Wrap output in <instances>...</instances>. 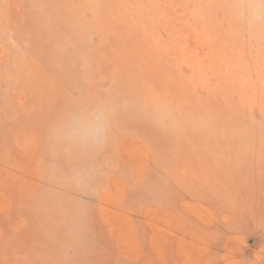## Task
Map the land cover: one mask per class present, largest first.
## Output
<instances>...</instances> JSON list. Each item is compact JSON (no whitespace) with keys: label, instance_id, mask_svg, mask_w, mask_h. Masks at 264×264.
Returning <instances> with one entry per match:
<instances>
[{"label":"rangeland","instance_id":"obj_1","mask_svg":"<svg viewBox=\"0 0 264 264\" xmlns=\"http://www.w3.org/2000/svg\"><path fill=\"white\" fill-rule=\"evenodd\" d=\"M235 0H0V264H264V31ZM111 109L99 147L54 125Z\"/></svg>","mask_w":264,"mask_h":264},{"label":"clouds","instance_id":"obj_2","mask_svg":"<svg viewBox=\"0 0 264 264\" xmlns=\"http://www.w3.org/2000/svg\"><path fill=\"white\" fill-rule=\"evenodd\" d=\"M230 8L254 33L264 31V0H235ZM110 118L106 103L90 105L62 117L54 125L52 136L73 147H99L107 138Z\"/></svg>","mask_w":264,"mask_h":264}]
</instances>
